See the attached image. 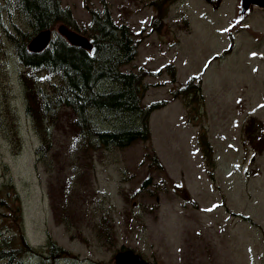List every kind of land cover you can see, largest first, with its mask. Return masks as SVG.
Here are the masks:
<instances>
[{"label": "rangeland", "instance_id": "obj_1", "mask_svg": "<svg viewBox=\"0 0 264 264\" xmlns=\"http://www.w3.org/2000/svg\"><path fill=\"white\" fill-rule=\"evenodd\" d=\"M104 1L138 43L121 70L139 76L141 105L164 103L149 116V139L76 158L77 115L63 105L43 137L34 133L19 68L9 60L17 49L0 27V200L7 203L0 222L36 248L49 237L77 264H114L123 249L154 264H264L263 10L252 9L243 22L250 29L230 39L234 0H162V13L152 0ZM60 4L79 29L86 6L101 7L98 0ZM14 133L19 139L9 143ZM42 141L50 150L39 157ZM81 163L91 168L84 171L91 172L89 194L72 198L67 226L57 222L53 202Z\"/></svg>", "mask_w": 264, "mask_h": 264}, {"label": "trees", "instance_id": "obj_2", "mask_svg": "<svg viewBox=\"0 0 264 264\" xmlns=\"http://www.w3.org/2000/svg\"><path fill=\"white\" fill-rule=\"evenodd\" d=\"M98 1L100 9L86 6L88 20L79 29L72 10L62 6L60 0H0V17L6 20L5 24L0 22L3 24L0 27L5 39L17 49V54L9 60L12 64L17 63V70L19 68L23 106L32 121V130L43 137L59 107H67L79 119L73 124L76 127L75 143L73 148L68 147L75 150L76 158L87 156L90 150L125 148L139 140L147 141L149 116L164 104L141 105L139 76L121 70L135 58L138 43L131 38L126 25L113 21L108 4L104 0ZM150 4L153 10L163 12L162 0H152ZM156 19L159 20L157 16ZM61 26L88 38L92 48L74 45L58 31ZM45 30L54 35L48 45L39 53L29 52V42ZM190 87L191 81L182 92L184 96L193 94L189 92ZM254 125L250 122V132ZM261 132L264 136V131ZM261 137L259 135L258 139ZM18 139L14 133L7 141L12 143ZM78 148H81L80 153ZM49 150L50 147L42 141L34 153L40 157ZM90 169L81 163L67 178L61 201L53 202L58 223L68 226L72 198H84L89 194L91 172L84 171ZM0 206L4 208L7 203L0 200ZM14 211L19 212V208ZM104 217L102 213L100 220ZM100 226L105 242H112L113 234L107 233L109 226ZM59 260L74 264L79 261L49 237L43 246L36 248L28 243L22 230L14 232L6 223L0 222V264H58Z\"/></svg>", "mask_w": 264, "mask_h": 264}, {"label": "water", "instance_id": "obj_3", "mask_svg": "<svg viewBox=\"0 0 264 264\" xmlns=\"http://www.w3.org/2000/svg\"><path fill=\"white\" fill-rule=\"evenodd\" d=\"M260 8L263 10L264 18V0H235L233 17L228 21L229 26L226 33L231 37V33L240 28L249 30L250 26H242V22L251 13V8ZM58 30L64 34L74 45L90 48L88 40L76 32L68 31L65 27L61 26ZM253 38L258 41L262 37L261 32H256ZM49 41V31L45 30L38 33L28 44V49L32 53L40 52ZM42 45V46H41ZM115 264H151L145 261L140 255L134 253L130 249L120 250L114 255ZM126 260V261H125Z\"/></svg>", "mask_w": 264, "mask_h": 264}, {"label": "bare ground", "instance_id": "obj_4", "mask_svg": "<svg viewBox=\"0 0 264 264\" xmlns=\"http://www.w3.org/2000/svg\"><path fill=\"white\" fill-rule=\"evenodd\" d=\"M126 261V260H125ZM114 264H115V260H114Z\"/></svg>", "mask_w": 264, "mask_h": 264}, {"label": "snow or ice", "instance_id": "obj_5", "mask_svg": "<svg viewBox=\"0 0 264 264\" xmlns=\"http://www.w3.org/2000/svg\"><path fill=\"white\" fill-rule=\"evenodd\" d=\"M255 55V54H254ZM261 107H264V106H261Z\"/></svg>", "mask_w": 264, "mask_h": 264}]
</instances>
